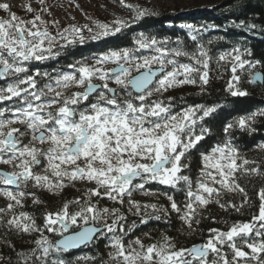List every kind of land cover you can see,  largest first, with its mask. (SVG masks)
Masks as SVG:
<instances>
[{"label":"snow or ice","instance_id":"6c2138e0","mask_svg":"<svg viewBox=\"0 0 264 264\" xmlns=\"http://www.w3.org/2000/svg\"><path fill=\"white\" fill-rule=\"evenodd\" d=\"M40 2L44 3V0ZM120 3L133 10V22L155 14L138 5L126 4L125 0H120ZM0 9L10 14L9 20L0 19V78L15 77L12 83L0 88V103L20 102L19 107L0 108V164L9 165L12 169L0 171V184L15 186L16 189L0 188V194L10 201L7 210L13 211L7 221L0 218V224H6L8 229L17 232L40 233L30 256L18 254L23 259L34 258L37 264H65L58 257L51 260L49 257L88 243L96 234L105 235L101 228L85 227L73 235L64 236L70 225L77 224L78 218L88 224L89 221L99 223L105 216H112V223H104V229L107 233H116V226L126 217L118 208H98L92 203V196H107L121 205L127 196L128 210L135 209L134 214L141 216V223H147L151 218L149 209L154 213H166L167 209L154 203L134 201L132 192L144 189L150 182L173 188L183 182L187 186L186 196L190 198L183 209L172 196L168 199L173 211L183 212L181 219L190 229L200 222L198 208L216 203L222 209L231 207L239 212L247 203V194L238 182V174L260 176L264 175V168L255 160L240 156L231 140L222 146L217 145L208 154H201L203 166L195 190L190 177L183 174L188 165L182 164V158H186L209 134L210 129L204 123L206 118L215 116L220 106L194 105L174 112L170 102L151 99L154 94L162 95L170 88L186 84L195 85L198 80L202 85H208L209 74L207 71L201 73L199 67L208 68L207 51L201 48L198 53L190 55L179 47L166 48L155 38L141 34L135 43L139 49H152L155 55L141 57L136 56L134 50H111L95 57L92 64L78 61L69 65L72 72L49 76L51 83L38 90L34 75L20 76L28 71L25 62L43 61L58 55L54 52L57 36L64 41L61 48L85 43L83 29L70 25L53 36L47 27L48 21L41 15L23 21L11 13L9 4L0 3ZM28 11L33 10L29 7ZM129 26L128 20L118 18L111 25L96 22L93 26L83 27L92 33L90 38L95 41L113 37ZM182 27L199 31L193 25ZM235 27H247L251 31L257 26L241 23ZM69 36L73 38L69 39ZM192 39L195 40L196 36ZM245 51L251 54L250 50ZM181 56H190L194 64L180 63L173 58ZM229 57L233 61V76L227 90L232 97H246L249 93L238 87L240 76L235 73L246 65L254 68L259 61L242 59L239 47L219 59L227 60ZM107 63L115 67L105 68ZM133 72L137 74L133 75ZM260 79L264 77L257 74L250 83ZM113 83L116 87L110 86ZM73 88H82L83 91H70ZM205 90L202 87L201 91ZM90 97L94 102L89 100ZM171 99L169 97V101ZM84 102L88 103L82 108ZM6 113L10 115L6 116ZM256 116H264V110L239 117L223 130L225 133H230L234 127L251 130V122ZM198 121L201 123L197 132ZM16 123L23 124L25 131L14 127ZM26 132L31 134L30 139L23 143L21 138ZM260 148L264 149V145ZM42 157L46 161L43 165ZM41 166L43 172L34 170ZM77 180L94 182L96 187L86 190L87 199L83 204L79 200L66 201L59 211L45 214L47 231L56 232L54 226L59 224L63 238L55 243L43 235L32 216L14 211L18 206L23 207L27 196L33 197L34 204L43 203L35 192L23 190L30 183L34 188L58 194ZM101 189H104L103 193ZM227 193L242 194L245 199L240 205L231 201L221 203ZM149 194L145 192V195ZM258 198V214H253L250 221L236 222L227 231L210 229L211 235L201 245L177 248L171 238L164 236L159 243L145 245L137 238L126 246L120 236L113 235L111 247L114 251L109 253V258L113 264H264V188L260 189ZM70 203L79 204L80 210L70 212ZM4 211L0 209V212ZM155 218L160 219V216ZM120 231H124L122 224ZM225 245L230 250L231 259L229 253L223 251ZM245 247L249 251H245Z\"/></svg>","mask_w":264,"mask_h":264},{"label":"trees","instance_id":"16d2710c","mask_svg":"<svg viewBox=\"0 0 264 264\" xmlns=\"http://www.w3.org/2000/svg\"><path fill=\"white\" fill-rule=\"evenodd\" d=\"M117 6L126 12L125 16H119V19H125L130 22V26L123 29L121 33L113 37L102 40L86 39L85 43H77L61 48L59 44L54 48L58 55L45 59L43 61L31 60L25 62L27 73L20 74L34 75L37 83V89L44 88L46 84L51 83L49 76H55L61 72H72L69 65L77 64L78 61L94 63V58L101 56L111 50L129 49L134 50L136 56H152L156 53L152 49H139L135 41L143 34L149 38H155L162 42V45L169 49L181 48L189 53H198L202 48L208 52V68L200 67L201 73L207 71L209 74L208 85L186 84L184 86L170 88L162 95L154 94L152 100H162L165 103H171L174 112L194 105L220 106V110L214 117L206 118L204 126L210 129L209 134L205 136L195 149H193L186 158H182V164L186 163L188 167L183 174L188 175L193 182V190L197 187V180L200 170L203 166L201 154H208L217 145H223L231 140V143L238 148L240 156L249 160H255L258 165L264 168V116H256L251 122V130H242L234 127L230 133H225L224 128L229 123H234L239 117L249 115L253 112L264 110V82L263 84L250 83L257 73L264 77V0H194L189 8H155L152 6H143L140 4L129 3V5H138L141 8L149 9L154 15L146 16L139 21L133 22L134 12L132 9L125 7L120 0L115 1ZM243 23L244 25L255 24L257 27L251 31L247 27H235ZM110 25L112 23H109ZM185 25H193L198 32H193ZM211 26V27H209ZM196 36L193 40L192 37ZM235 47L240 48L242 59L252 62L259 61L254 68L247 65L243 70L238 69L235 73L240 76L238 87L246 89L249 93L246 97H232L227 90V85L232 79L233 73L232 57L227 60H220L219 57L225 53L232 52ZM245 49L250 50V55ZM235 55V53H233ZM180 63L194 64L190 56L173 57ZM112 64V63H110ZM114 65V64H113ZM156 66H154L155 68ZM171 68V65H169ZM39 73V75H37ZM47 73L48 75H45ZM137 73L133 72V75ZM197 75V74H194ZM182 78V77H181ZM15 77H5L0 79V88L12 83ZM99 82V81H98ZM235 83V81H233ZM205 88V91L201 89ZM70 91H83L82 88H73ZM169 97L173 98L169 101ZM16 98H14L15 100ZM92 101V98H89ZM94 102V101H92ZM88 102H84L81 107H86ZM20 102L13 104L12 101L0 103V108L19 107ZM10 115V113L5 114ZM198 121L197 132L199 131ZM15 127V126H14ZM21 131H25V126H17ZM22 139L23 143H28L30 133ZM25 133V134H26ZM45 147V145H44ZM239 162V161H238ZM255 165H249L252 167ZM2 167H0V170ZM11 171V167H6ZM238 182L245 189L248 201L243 204L240 211L237 212L231 207L227 210L220 208L216 203H210L206 208H198L199 224L188 228L184 220L181 219L183 212L177 213L170 206L169 196H172L178 206L183 209L184 204L190 199L186 196L187 186L181 182L177 187H169L156 182H150L145 185L144 189L134 190L131 199L141 204H157L167 209V212L154 213L148 210L151 218L147 223H141V216L135 215V209L129 211L128 197H124V204L116 203L107 196H92L91 201L98 208H118L126 219L118 224L116 233H107L104 229V223L111 224L112 216H105L104 220L99 223L89 221L85 224L83 220H77L76 225H72L74 231H78L86 225H94L104 229L105 235L100 236L91 245L74 252L54 253L49 259L64 260L65 264H113L109 258V253L114 251L111 247L113 235L120 236L127 246L130 242L139 238L143 244L150 245L162 242L164 236L171 238L177 248H191L193 245H201L207 241L211 235L210 229H220L227 231L230 225L236 222H247L252 219L253 214H258L260 200L258 193L264 188V175H240ZM74 185V186H73ZM8 186L0 184V188ZM96 184H69L64 187L58 194L47 196L43 191L33 189L31 183L25 192H35L36 197L43 203L34 204L33 197L27 196L23 201V207H16L14 211L18 214L26 212L35 219L36 225L42 230L43 235L53 243L61 237L59 226L55 225L56 232L47 231L45 224V214L48 212L59 211L64 202L79 200L83 204L87 199L86 190L95 188ZM9 188V187H8ZM103 193L104 189L100 190ZM145 192L150 193L145 195ZM245 197L238 193H227L221 203L231 201V203L240 205ZM6 200L0 194V218L7 221L13 214L12 210H7ZM80 210V205L75 203L69 204L70 212ZM143 211V210H142ZM159 215L160 219L155 216ZM123 225L124 231H120V225ZM65 235V233H64ZM40 238V233L30 232L22 233L10 230L6 224H0V264H37L32 259L27 261L19 253L30 256L31 251L36 247L34 241ZM238 245L240 241H237ZM137 247V245H132ZM245 251H249L246 247ZM223 251L229 253L230 250L225 245ZM39 254V253H38ZM211 259V254L209 256Z\"/></svg>","mask_w":264,"mask_h":264},{"label":"rangeland","instance_id":"374dc122","mask_svg":"<svg viewBox=\"0 0 264 264\" xmlns=\"http://www.w3.org/2000/svg\"><path fill=\"white\" fill-rule=\"evenodd\" d=\"M116 0H44V3H41L40 0H0V3H7L10 5L11 13H15L23 21L32 20L37 14L41 15L42 19L48 21L47 27L50 33L53 36H56L57 32L62 31L64 28L69 27L70 25H75L83 29V35L86 39H90L92 33H89L87 28H84V25L93 26L96 22L101 23H112L114 20L118 19L119 16H125L126 12L117 6ZM126 4L135 3L143 6H152L155 8H189L194 3V0H125ZM31 8L33 11H28V8ZM43 9V11H42ZM0 19L9 20L10 14L4 9H0ZM53 21H58L54 24ZM95 31V29H93ZM72 36H69V39H72ZM78 39V37H77ZM64 43L63 40H60L57 36V44L54 48ZM92 64V63H88ZM105 68H112L115 65L107 63L104 65ZM94 83H99L94 81ZM111 87H116V85L110 84ZM20 123H16L13 126L17 127ZM26 133L25 135H27ZM25 137V136H24ZM22 137L21 139H23ZM47 147V145H45ZM42 165L46 163L44 158H41ZM9 165L0 164L2 170L7 171L6 167ZM35 171L43 172V167H38L34 169ZM65 183H68L67 180ZM73 184H86L88 181H73ZM94 183V182H90ZM95 184V183H94ZM3 185V184H2ZM33 189L43 191L47 196L52 195L53 193L40 189ZM11 189V188H10ZM16 191L15 189H11ZM24 191L27 188L23 189ZM6 200L7 198L3 196ZM59 226V224H57ZM72 226V225H70ZM72 232L74 230L72 229ZM66 234V233H65Z\"/></svg>","mask_w":264,"mask_h":264},{"label":"water","instance_id":"95a60500","mask_svg":"<svg viewBox=\"0 0 264 264\" xmlns=\"http://www.w3.org/2000/svg\"><path fill=\"white\" fill-rule=\"evenodd\" d=\"M257 74H259L261 77H263V75L261 74V73H257ZM257 74H255V75H257ZM254 75V76H255ZM0 79H3V78H0ZM263 82H264V79H260V80H256L255 82H254V84H263ZM91 98V97H90ZM0 171H5V170H0ZM10 188H12V189H15V186H9ZM85 227H96V226H94V225H86V226H84L83 228H85ZM83 228H81L80 230H78V231H74V232H72V226H70V228H69V231L68 232H66V234L64 235V236H67V235H73V234H75L76 232H79V231H81V230H83ZM97 228H100V227H97ZM103 231H104V229L103 228H101ZM96 236H99V234H96ZM96 236H94L93 237V240L92 241H90V242H88V243H85V244H81V245H79L78 247H75V248H71V249H69L68 251H66V252H74V251H78V250H81V249H83V248H85V247H87V246H89V245H91L97 238H96ZM63 237H61L59 240H61ZM58 240V241H59Z\"/></svg>","mask_w":264,"mask_h":264}]
</instances>
